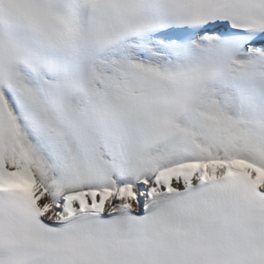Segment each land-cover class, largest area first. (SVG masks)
Listing matches in <instances>:
<instances>
[{
	"label": "snow or ice",
	"instance_id": "snow-or-ice-1",
	"mask_svg": "<svg viewBox=\"0 0 264 264\" xmlns=\"http://www.w3.org/2000/svg\"><path fill=\"white\" fill-rule=\"evenodd\" d=\"M0 264H264V0H0Z\"/></svg>",
	"mask_w": 264,
	"mask_h": 264
}]
</instances>
